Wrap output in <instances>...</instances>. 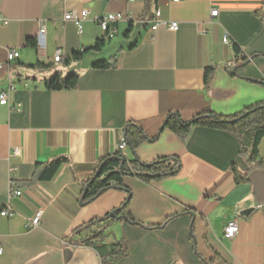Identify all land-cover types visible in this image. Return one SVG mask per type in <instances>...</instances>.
<instances>
[{
  "label": "crops",
  "instance_id": "1",
  "mask_svg": "<svg viewBox=\"0 0 264 264\" xmlns=\"http://www.w3.org/2000/svg\"><path fill=\"white\" fill-rule=\"evenodd\" d=\"M145 9V0H0V62L6 50L20 54L10 64L8 104H0V213L6 207L15 212L13 218L0 215V264H207L214 253L226 264H264V170L237 184L232 167L245 173L249 165L235 136L198 126L182 140L165 128L171 113L183 121L205 110L232 116L264 101V86L251 81L264 80V0H150L147 15ZM157 10L163 22H177L178 31L161 26L152 32ZM83 11L88 16L81 28L64 20ZM107 14H124V20L94 51L103 39L96 18ZM226 36L231 44L223 42ZM29 39L37 46H28ZM58 50L60 64L54 63ZM82 50L83 59L74 61ZM252 56L241 63L240 57ZM113 57L116 68H92ZM38 63L50 68H31ZM207 69L214 70L209 88ZM71 73L80 76L75 90L46 89L45 80ZM8 90V79L1 78L0 94ZM129 123L148 138L158 135L137 148L142 162L176 157L182 168L151 183L125 179L129 210L142 226L113 223L102 246L121 243L128 254L104 261L80 243L95 228L75 231L119 208L128 194L110 190L82 206V184L100 158L117 153ZM124 156L133 158L129 147ZM58 158L66 161L40 179ZM259 158L264 162V137ZM10 179L21 196L9 197ZM38 212L41 225L30 229ZM234 218L239 233L226 240L224 228Z\"/></svg>",
  "mask_w": 264,
  "mask_h": 264
},
{
  "label": "trees",
  "instance_id": "2",
  "mask_svg": "<svg viewBox=\"0 0 264 264\" xmlns=\"http://www.w3.org/2000/svg\"><path fill=\"white\" fill-rule=\"evenodd\" d=\"M149 2L150 0H145V15H147L149 11ZM154 2H157V0H154ZM106 41L105 38L99 40L92 50L100 52L104 48ZM27 45L36 47L37 42L33 39H29ZM234 51L236 54H240V50L237 46H234ZM83 56L84 52H76L73 55V60L76 62L81 61ZM262 56H264V54H262ZM254 57L255 56L251 58L240 57V61L242 64H246ZM31 68L48 69L50 66L38 63ZM92 68L98 70L114 69L116 68V58L113 57L110 60L96 62L93 64ZM213 72V69L206 70V88H209L212 82ZM79 80L80 76L78 73H71L67 77L56 74L52 78L45 80V87L48 91L75 90L78 87ZM251 81L260 83L264 86V80ZM198 126L228 132L239 141L241 147L240 156L248 163L249 170L242 173L236 166L232 167L237 184L246 183L251 172L264 170V162L259 158V143L264 137V101L254 103L232 116H222L211 110H205L192 121H183L179 115L171 113L165 123V128L170 129L182 140L186 139L191 130ZM123 136L127 141L133 158H127L119 152L114 155L100 158L93 176L82 184L80 197L81 205L87 206L110 190H121L128 194L127 199L122 205L112 211L115 213L114 217L110 216V212L104 217L93 219L75 231V234L79 235L84 230L95 228V231L80 241V243L95 248L104 261L121 258L128 254V250L121 243L109 248L102 246V242L106 238V232L113 223L124 220L130 224L142 226V224L134 219L129 210L131 193L125 185V179L132 177L145 183H151L153 181L176 176L180 173L182 168L180 160L176 157L160 158L150 163H144L137 157V148L146 141L151 143L155 142L158 139V135L153 138H148L141 126L135 123H129L124 128ZM65 161V158H58L51 161L44 167L45 169L40 175V179L51 178ZM172 218L173 217L168 218L165 223ZM164 225L165 224L148 228H161ZM206 263L226 264L217 253H214L213 258Z\"/></svg>",
  "mask_w": 264,
  "mask_h": 264
},
{
  "label": "built area",
  "instance_id": "3",
  "mask_svg": "<svg viewBox=\"0 0 264 264\" xmlns=\"http://www.w3.org/2000/svg\"><path fill=\"white\" fill-rule=\"evenodd\" d=\"M179 1V0H176ZM218 10L213 9L211 11V16L216 17L218 15ZM88 12L83 11L80 14L77 13H69L66 14L64 17L65 21H72L76 24L77 27L81 28V24L87 19ZM124 20V14H107L102 17H97L96 22L100 26L103 37L106 40L114 38V36L117 33V30L114 28V25L117 24L120 21ZM161 26H166L170 31L176 32L179 29V24L177 22H163L161 20V13L159 10H157L154 14V18L151 24V31L156 32ZM45 33V27L41 26L40 28V35H44ZM223 42L225 44H231L232 41L229 37H224ZM81 52H84L82 50ZM7 53V60L5 63L0 62V79L1 78H7L9 82V90L7 92H2L0 94V104L1 105H7L8 104V98H9V92L10 90L14 89V82L10 75V64L13 61H16L19 59L20 54L16 50H6ZM64 62L63 53L61 50L57 51V54L54 58V63L60 64ZM128 149V144L125 138L122 136L118 142L117 146V152L121 153L124 156L125 151ZM22 195V192L15 188V183L13 180L10 179V190H9V197H19ZM0 215L4 218H13L15 216V212L12 211L9 207H6L2 209ZM41 216L42 213L38 212L29 222L28 227L30 229H36L39 228L41 225ZM238 217V216H237ZM239 233V226L237 222V218H234L230 220L225 228H224V238L226 240H232L234 239ZM0 254H2V249L0 248Z\"/></svg>",
  "mask_w": 264,
  "mask_h": 264
},
{
  "label": "water",
  "instance_id": "4",
  "mask_svg": "<svg viewBox=\"0 0 264 264\" xmlns=\"http://www.w3.org/2000/svg\"><path fill=\"white\" fill-rule=\"evenodd\" d=\"M233 73H235V70L233 71ZM115 213L114 212H111L110 216L111 217H114Z\"/></svg>",
  "mask_w": 264,
  "mask_h": 264
},
{
  "label": "rangeland",
  "instance_id": "5",
  "mask_svg": "<svg viewBox=\"0 0 264 264\" xmlns=\"http://www.w3.org/2000/svg\"><path fill=\"white\" fill-rule=\"evenodd\" d=\"M13 75H15V76H16V73L14 72V73H13Z\"/></svg>",
  "mask_w": 264,
  "mask_h": 264
},
{
  "label": "bare ground",
  "instance_id": "6",
  "mask_svg": "<svg viewBox=\"0 0 264 264\" xmlns=\"http://www.w3.org/2000/svg\"><path fill=\"white\" fill-rule=\"evenodd\" d=\"M104 38V37H103ZM110 40V39H109Z\"/></svg>",
  "mask_w": 264,
  "mask_h": 264
}]
</instances>
